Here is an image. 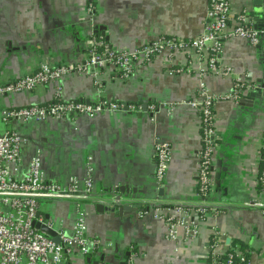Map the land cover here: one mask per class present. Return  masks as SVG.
I'll return each mask as SVG.
<instances>
[{
  "label": "crops",
  "instance_id": "0c3cea01",
  "mask_svg": "<svg viewBox=\"0 0 264 264\" xmlns=\"http://www.w3.org/2000/svg\"><path fill=\"white\" fill-rule=\"evenodd\" d=\"M86 7L87 0H0V84L35 71L42 63L83 66L82 71L33 92L0 97V109L46 105L57 99L106 103L93 117L1 125L3 130L19 132L26 141L20 164L11 168L13 176L25 179L31 160L40 155L46 179L67 184L72 177H85L91 157L96 197L109 198L121 193L122 185L129 186L126 202L118 207L89 200L40 201L45 218L68 234L73 232L78 212H83L87 235L100 242L90 255L73 250L63 264H209L212 248L218 255L225 254L236 241L247 245L250 264H264V191L258 187L264 97L254 103L243 101L262 78L258 48L264 47V37L254 47L237 37L225 42L219 67L221 71L232 68L230 76H203L204 59L184 53L162 55L151 64L139 65L129 77L109 68L89 73L85 64L91 35L97 34L114 50L135 49L160 36L195 39L203 32L209 3L97 0L95 27L101 26L100 32L91 29ZM262 8L264 0H233L231 25L238 24L244 11ZM261 17L264 23V14ZM250 22L256 25L254 19ZM240 79L254 87L238 103L225 100L216 104L219 136L211 170L213 187L203 196L197 188L201 115L192 102L200 101L202 80L208 93L222 96ZM112 104L119 108L110 107ZM151 105L156 106L155 111L149 109ZM157 141L168 142L172 151L161 185L155 176ZM253 199L261 206L251 205ZM127 205H142L143 212L150 211L144 216L142 211L120 213ZM175 205L191 210L209 208L197 239L166 238V226L152 210Z\"/></svg>",
  "mask_w": 264,
  "mask_h": 264
},
{
  "label": "built area",
  "instance_id": "2783aa9c",
  "mask_svg": "<svg viewBox=\"0 0 264 264\" xmlns=\"http://www.w3.org/2000/svg\"><path fill=\"white\" fill-rule=\"evenodd\" d=\"M233 0H208L209 7L202 34L195 39H181L160 36L135 49L114 50L103 40L91 35L88 40L85 71L97 73L102 68H109L129 77L139 65L151 64L162 55L173 56L177 53L190 54L198 60L204 59L203 76L206 73L230 76L233 69L224 68L219 62L224 51L225 42L232 38H241L251 46H257L264 37V30H259L250 22V11L239 16L237 25H231V7ZM97 0H87V15L91 29L96 25ZM80 64L52 66L42 63L35 71L7 83L0 84V97L33 92L40 86L57 83L64 76L82 71ZM244 79L236 81L233 90L227 95L215 96L207 92L204 80L200 82V101L192 102L201 115L202 145L197 166L198 191L207 196L211 188L212 168L216 161V142L218 140L216 104L231 100L240 102L243 93L254 86H248ZM100 94L102 92L100 91ZM106 103L89 105L83 101H63L57 99L49 104L0 109V264H63L66 255L73 250L83 255H90L99 249L100 242L87 235L86 218L78 212L73 232L68 234L63 228L57 229L52 219L45 218L40 210L41 200L69 199L77 202H108L114 207L124 204V196L115 194L109 198L96 197L94 193V166L91 157L87 160L86 174L83 179L70 178L67 184L58 180H47L40 155L35 156L30 164L27 177L16 179L11 168L22 160L25 138L15 130H3L1 125L12 121L22 123H41L48 118L66 119L75 116L93 117L104 110ZM110 107L118 109V104ZM132 108L133 107H129ZM155 111L156 106L149 107ZM261 170L258 187L264 191V137L261 149ZM156 160L155 176L158 185L164 183L169 162L172 157L168 142L154 143ZM261 206L253 199L250 203ZM152 210V209H151ZM150 211V210H149ZM149 211L142 212L144 216ZM208 207L191 210L181 205L155 207L152 212L166 226V238L173 241L190 242L201 234V225L206 221ZM41 223L56 231L60 243L39 229L34 224ZM223 256H227L224 260ZM235 256H241L238 248L218 255L211 249L209 264H234ZM243 260V259H242ZM250 264V262L248 263Z\"/></svg>",
  "mask_w": 264,
  "mask_h": 264
},
{
  "label": "water",
  "instance_id": "95a60500",
  "mask_svg": "<svg viewBox=\"0 0 264 264\" xmlns=\"http://www.w3.org/2000/svg\"><path fill=\"white\" fill-rule=\"evenodd\" d=\"M264 14V8L261 9V11H254V10H250V19H254V21L256 22V25L254 26L256 29L259 30H264V23H262V18L261 16H263ZM103 28H101V26L97 25L95 27L96 32H100L102 31ZM258 49H260V54H261V58H262V78L258 81L259 85L255 86V91L251 92L249 94V96H247L246 98L243 99L244 103L247 102V100H251V102H256L257 99L264 97V47H259ZM260 91L263 93H260ZM253 100V101H252ZM129 186L124 184L122 185L118 191H121V193H118L121 196H124L125 198H127V195H125V193L127 192ZM135 191V189H134ZM106 203V202H104ZM123 205V204H122ZM98 207L103 208V204H99ZM124 211H129V212H143V206L142 205H127V206H123L120 208V213H123ZM34 226L43 231L46 232L47 234H49L55 242L60 243V239L57 236V233L54 229L49 228L47 225L41 224V223H35Z\"/></svg>",
  "mask_w": 264,
  "mask_h": 264
},
{
  "label": "trees",
  "instance_id": "16d2710c",
  "mask_svg": "<svg viewBox=\"0 0 264 264\" xmlns=\"http://www.w3.org/2000/svg\"><path fill=\"white\" fill-rule=\"evenodd\" d=\"M95 37H97V34H95ZM236 247L241 252V256H235L234 264H248L250 262V253L248 251L247 245L241 241H236L235 247L230 251L235 250ZM223 259L226 260L227 256H223Z\"/></svg>",
  "mask_w": 264,
  "mask_h": 264
}]
</instances>
